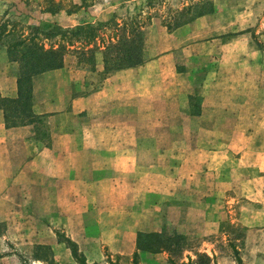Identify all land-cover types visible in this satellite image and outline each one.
<instances>
[{"label": "crops", "instance_id": "0c3cea01", "mask_svg": "<svg viewBox=\"0 0 264 264\" xmlns=\"http://www.w3.org/2000/svg\"><path fill=\"white\" fill-rule=\"evenodd\" d=\"M205 19L178 28L170 38L183 41L186 36L180 34L195 35ZM172 50L141 66L110 73L96 52L95 68L82 77L78 67L68 69L67 64L35 76L32 113L57 122L48 145H36L39 122L11 128L0 109V245L8 250L0 254V264H22L23 250L33 253L37 245L54 250L66 245L58 233L76 244L90 264H101L105 252L112 257L138 252L140 264L168 263L160 259L165 252L138 251L139 233L153 232L144 222V211L160 212L156 201L189 194L196 173H190L185 155L217 154L204 152L196 138L248 134L230 110L223 118L225 111L213 94L223 79L232 88L231 70L238 74L239 69L206 72L204 99L194 115L184 98L195 95L196 73L177 67ZM240 68L246 86V71ZM18 77V64L0 45L3 98H18ZM186 122L200 128L174 130ZM201 163L194 158L192 164L197 168ZM253 248V259L246 248V264L264 261L263 245Z\"/></svg>", "mask_w": 264, "mask_h": 264}, {"label": "rangeland", "instance_id": "374dc122", "mask_svg": "<svg viewBox=\"0 0 264 264\" xmlns=\"http://www.w3.org/2000/svg\"><path fill=\"white\" fill-rule=\"evenodd\" d=\"M149 1L0 0V23L8 24L9 29L15 28L18 37L29 38L36 34L37 42L45 44L46 48L61 41V35L47 38L46 34L54 29L77 31L89 26L99 29L96 31L97 38L90 46L85 47L88 40L83 34L71 38L78 51L85 47L82 51L88 54L80 59L75 48L71 47L65 64L72 70L78 67L79 77H82L83 72L95 68L96 52L105 59L106 50L102 40L108 44L109 38L115 34L128 33V24L138 16L142 21L151 17V23L142 30L144 59L146 62L156 59L157 55H163L173 48L177 67L196 73L195 95L184 98L194 115L200 113L204 99L206 72L222 67H237L238 74L235 69L230 73L234 80L230 85L233 87H228L226 79L220 80V88L213 94L219 98L218 108L225 111L223 118L226 119V112L230 110L232 118L235 117L240 128L246 129L248 134L235 138H193L204 152L217 154L185 155L191 163L190 173H196L193 174L195 179L191 180L190 188L187 187L189 194H178L168 202L156 201L160 212L158 209L144 211V222L153 232L140 233H156L169 239L168 243L172 244L168 245L169 249L159 252L167 254L160 259L169 264L170 261L177 264H237L232 246L246 264L247 247L250 248V259L256 254L254 245H263L264 248V0H213L214 13L202 16L206 19L197 24L195 35L180 34V38L186 36L183 41H177L174 36L170 38L169 34L177 29L170 31L167 25L177 20L185 21L191 15L196 17L202 11L199 7L201 0H161L147 7ZM96 4L102 5L90 8ZM113 18L119 27L99 26ZM37 29L38 32L35 31ZM0 45L7 49V43ZM93 55L94 64L91 63ZM240 67L246 71V86L241 82L244 70ZM28 122H39L36 145H48L57 122L48 115L41 119L34 116ZM179 128L192 131L200 126L186 122L175 126L174 130ZM194 158L201 159L203 164L194 167ZM174 173V176H181L178 172ZM58 237L66 245L55 250L50 246L37 245L33 253L23 250L20 262L33 264L36 260L40 262L37 264H80L65 234L58 233ZM7 251L0 245V254ZM79 253L82 254L80 250ZM109 258L117 260V257L105 252L101 264H108ZM133 258L134 255L124 256L119 264H133ZM260 264H264V261H260Z\"/></svg>", "mask_w": 264, "mask_h": 264}, {"label": "trees", "instance_id": "16d2710c", "mask_svg": "<svg viewBox=\"0 0 264 264\" xmlns=\"http://www.w3.org/2000/svg\"><path fill=\"white\" fill-rule=\"evenodd\" d=\"M158 1L161 0H150L147 7H151L153 3ZM199 7L202 11L196 17L213 14L215 11L213 0H201ZM196 17L191 15V17L185 21L176 19L177 21H174L176 23H169L167 28L173 31L193 21ZM150 20H152L151 17L147 19V21H142L138 16L134 21L129 23L130 25L128 24V33L123 32L120 36L115 34L113 37L109 38L108 44L103 40L101 41L106 50L104 59L106 72L110 73L122 69L138 67L146 62L144 59V36L142 30L145 29L147 24L149 25L151 23ZM99 26L102 28L108 26L119 27V24L116 22V19L113 18L106 23H101ZM97 30L99 29L92 26L84 27L77 31H66L61 28L54 29L53 32L51 31L46 34L47 38L51 39L55 37V35H61V41L59 44H51L49 48H46L45 44L37 42L38 37L36 34L29 38L22 36L18 37L15 28L12 27L9 29L8 24L0 23V44L7 43L6 46L10 61L16 62L20 66L18 98L8 99L0 95V109H3L5 112L6 124L8 127L25 125L26 123H30L28 119L34 117L32 113L34 76L64 68L66 55L71 51V47L75 48L74 50L80 55V59L83 55H87L88 53H84L85 51L82 50L86 46H90L91 42L97 38ZM35 31L38 32V29ZM118 31H120L119 28ZM81 34L86 36L88 42L85 41V47H82L78 51L77 47H75V42L73 43L71 38ZM10 38L14 41H11ZM77 42L79 43L81 41ZM81 44L83 45V43ZM91 63L94 64V55ZM168 240L169 239H164L163 236L156 233H139L137 248L138 251L158 253L169 249L170 246L168 245L172 244L168 243ZM67 242L72 248L74 257L80 264H89L84 255L79 253L78 246L69 239ZM232 248L234 249L237 264H244L237 249L234 246H232ZM121 258V256H117L116 261L109 258L107 263L119 264ZM133 264H140L138 252L134 254ZM170 264L177 263L170 261Z\"/></svg>", "mask_w": 264, "mask_h": 264}]
</instances>
